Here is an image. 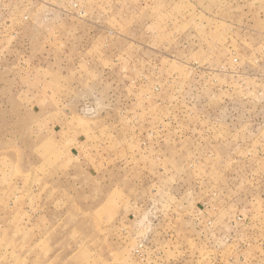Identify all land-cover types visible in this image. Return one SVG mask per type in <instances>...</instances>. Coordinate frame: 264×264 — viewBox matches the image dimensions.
I'll use <instances>...</instances> for the list:
<instances>
[{"label": "rangeland", "instance_id": "rangeland-1", "mask_svg": "<svg viewBox=\"0 0 264 264\" xmlns=\"http://www.w3.org/2000/svg\"><path fill=\"white\" fill-rule=\"evenodd\" d=\"M0 264H264V0H0Z\"/></svg>", "mask_w": 264, "mask_h": 264}]
</instances>
